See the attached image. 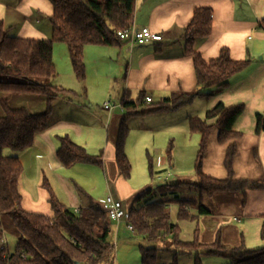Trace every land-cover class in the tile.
Segmentation results:
<instances>
[{
	"label": "crops",
	"instance_id": "0c3cea01",
	"mask_svg": "<svg viewBox=\"0 0 264 264\" xmlns=\"http://www.w3.org/2000/svg\"><path fill=\"white\" fill-rule=\"evenodd\" d=\"M25 1L28 0H0V20L9 32L7 24L13 16L8 15L11 6L12 11L23 14L26 21L24 30L14 36L47 39V34L37 31L30 24L40 23L43 13L30 8ZM199 8L212 11V32L209 37L196 40L195 51L209 61L218 58L221 50L226 48L232 60L249 61L247 67L230 78L228 87L222 91L199 87L193 57L185 49V29L194 11ZM263 20L264 0H136L132 26L147 27L153 33L161 34V42L133 45L119 41L109 46L87 45L84 49L86 78L83 82L76 79L68 48H63L66 50L63 62L60 64L54 59L58 72L54 83L73 91L75 97L57 100L50 127L36 135L32 147L10 153L19 157L23 164L20 179L22 208L54 216L48 193L43 188L45 180L49 182L59 203L69 210L84 208L90 201L97 204V199L101 200L107 195L130 206L137 196L150 189L151 186L146 182L136 184L121 177L115 159L118 128L126 115L121 100L127 97L136 101L141 95L158 103L174 94H201L189 105L175 111L130 117L127 120L129 135L125 146L129 160L132 159L130 152L134 134L142 132L154 140L155 135L162 132L173 142V157L176 159L173 165L178 168L179 179L175 183L184 182L193 171L195 173L200 144V135L190 130V118L204 119L206 112L220 102L227 107L243 104L245 110L234 124V130L242 135L231 141L237 145L234 175L238 179L264 182V135L255 133L256 116L264 114ZM108 80L110 84H106ZM82 95L100 106L111 97H115L118 102L113 103L111 111L98 113L86 106V101L83 103V100H79ZM91 95L96 101H92ZM0 99L7 100L13 109L24 108L33 114H41L46 110L45 98L39 95L0 93ZM197 105L198 111L194 108ZM0 116H3L1 108ZM91 128L96 133L92 134ZM65 136L84 147L91 155H102L103 165L76 164L70 168L64 167L57 158V151L60 138ZM227 148L228 144H219L218 131L215 130L209 139L203 165L206 175L217 179L227 178L224 166ZM178 156H181L179 160ZM242 201L241 193H217L210 199H204L203 205L209 213L198 215L195 221L211 238L220 230L224 245L240 246L245 242L242 238L247 232L248 223H238L241 220L257 221L258 218L264 220V189L248 190L246 203L239 209ZM232 208L240 212L241 217L234 216L230 224L223 225V221L228 220L224 218L226 211ZM209 219H213L214 227H208ZM257 225L261 233L260 223ZM111 228V236L116 233L119 237L120 233L129 231L122 222L111 221ZM204 235L203 243L212 240L206 241Z\"/></svg>",
	"mask_w": 264,
	"mask_h": 264
},
{
	"label": "trees",
	"instance_id": "16d2710c",
	"mask_svg": "<svg viewBox=\"0 0 264 264\" xmlns=\"http://www.w3.org/2000/svg\"><path fill=\"white\" fill-rule=\"evenodd\" d=\"M48 2L52 6L51 39L12 36L0 20V93L39 95L46 101L45 112L33 114L24 108L13 109L7 100L0 99L3 111V116H0V264H114V245L110 242L112 220L99 203L90 201L75 213L59 203L49 182L45 180L43 188L48 193L54 216L24 210L20 192L23 164L19 157L3 155L2 151L5 148L23 151L32 147L36 135L50 127L57 100L75 97L73 91L54 83L58 77L53 56L54 44L63 43L67 46L74 75L79 82H83L86 78L85 47L109 46L123 41L118 32L132 27L136 0ZM261 26L264 29V20ZM211 32L212 11L196 9L185 29V49L193 57L199 87L222 91L228 87L230 78L247 67L249 61L232 60L226 48L221 50L218 58L204 60L195 51L194 45L197 39L207 38ZM200 95L199 92L174 94L158 103H146L144 95L136 101L127 97L121 100L126 115L119 124L115 141V159L121 177L130 179L132 171L125 152L129 135L127 120L133 116L175 111L189 105ZM244 110L243 104L227 107L220 102L206 112L204 119L190 118L191 132L200 135L194 168L197 181L159 186L157 188L171 189L170 193L160 197L155 195V189L150 188L137 196L130 205L134 232L148 243V246H140L142 264H163L158 261L161 253L172 254L171 264H179V255H189L194 259L193 264H203L205 256L222 257L229 264H264V245L257 249H248L244 244L231 247L222 243L220 235L213 243L202 244L199 241V228L192 241H182L177 235L178 227L170 221V206L173 203L179 206L180 221H195L198 216L191 213L193 209L197 210V215L209 213L203 205L206 198L210 199L217 193H241L245 205L248 190L264 189V182L238 179L234 175L237 145L231 141L242 135L234 130V124ZM215 130L218 131L219 144H228L224 160L228 176L225 179L210 177L203 172L209 139ZM255 133L264 135V114L256 116ZM172 149L171 144L169 156ZM57 158L66 168L76 164L103 165L102 155H91L67 136L60 138ZM4 215L10 218L18 231L12 253L7 251L3 242ZM261 235L264 240V227Z\"/></svg>",
	"mask_w": 264,
	"mask_h": 264
},
{
	"label": "rangeland",
	"instance_id": "374dc122",
	"mask_svg": "<svg viewBox=\"0 0 264 264\" xmlns=\"http://www.w3.org/2000/svg\"><path fill=\"white\" fill-rule=\"evenodd\" d=\"M15 1V0H13ZM28 2V5H30V8L39 9L43 14L40 15L41 22L40 23H33L30 24L35 27L37 31H41L42 33H45L48 35L47 39H51L53 32H52V26L50 23V16L52 15V6L48 2V0H28L25 1ZM8 15L13 16L10 17L9 23L7 24L9 28L10 35L14 36L17 35V33H20L23 31V24L25 21V18L23 19V14L20 15L18 12H13L12 7L10 6V9L8 10ZM67 46L62 43V45H55L54 44V59L58 61V63H62L63 59L66 57V50ZM55 63V62H54ZM111 81H106V84H110ZM92 96V95H91ZM85 95H82L79 100H83L82 102L86 101V106L91 108L93 111H98V113H102V111H106L103 108V105L100 106L99 104H95L91 102V100H87L88 98H85ZM92 101L94 100V95L92 96ZM96 99V97H95ZM109 102L113 105V103L118 102L115 97L108 98ZM90 101V102H89ZM187 106V105H186ZM196 110L198 108V105L194 107ZM198 111V110H197ZM202 114V112H201ZM92 134L96 133L92 128L90 129ZM139 134V135H138ZM173 142H170L164 133L159 132L157 135H155V139L153 140L150 135H145V133L137 132V134H134L132 137V152L130 164L132 166L131 171V178L129 179L130 182L140 184L146 182L151 188L155 189V195L157 197L164 196L166 193H170L169 187H162L157 188L159 186L164 185H170L175 182H177L178 174L177 169L175 168L174 160H176L173 157V149L171 151V155L168 154V149L170 145ZM12 152H18L13 151L9 148H5L2 151L3 155H11ZM181 156H178V160ZM171 158V159H170ZM174 166V167H173ZM186 181L190 182H196L197 177L194 171L191 173L190 176H187ZM185 187V186H183ZM181 187V188H183ZM187 187V185H186ZM181 193V192H180ZM186 195V194H184ZM82 197L84 198L85 195L82 194ZM104 197V196H102ZM106 197V196H105ZM97 201H100L97 199ZM241 206H244L243 203L239 205V209L242 208ZM178 211L179 206L176 203L171 204L170 206V221L172 224L176 225L178 227L177 235L178 238L182 241H192L195 236V231L197 228L201 230V233L199 234V241L203 243L202 236L205 234V232L202 231L201 224L198 226L196 221L192 220H185L180 221L178 219ZM196 209H193L191 213L196 214ZM195 216H198L197 214ZM234 216L241 217L240 212L236 211L235 209H230L226 211V216L224 217L225 220L228 218V220L223 221V225L230 224L232 221L231 219ZM242 221L248 223L247 232L244 233L243 239L245 240L244 244L248 249H257L264 245V242L262 240V235L259 232V229L257 228L260 223L261 232L264 227V220L262 218H258L257 221L251 220L248 222V220H241L238 224H240ZM2 222L4 224V230H5V242H6V249L9 253L14 252L16 242L18 239V231L16 230V227L12 223L9 217L3 216ZM254 222H257L254 224ZM213 219H209L208 227H214ZM221 229V228H220ZM135 233V232H134ZM220 235L221 241H222V234L220 230H218L215 234V237L211 238L209 234H205L203 238H205L206 241L210 242H204L203 244H211L213 243L216 238ZM213 241V242H212ZM110 242L112 245H114V252H115V262L114 264H142L141 260V253H140V246H148V243L142 239L137 234L130 233L129 231L123 232L118 235L114 233L112 236H110ZM116 242V243H115ZM119 242V243H118ZM223 243V242H222ZM161 244V243H159ZM224 244V243H223ZM241 244V245H242ZM235 247V246H231ZM193 258L189 255H179L178 261L179 264H193ZM159 263L163 264H171L173 261L172 254L170 253H161L159 255L158 259ZM204 264H229V261L222 257H214V256H205L203 259Z\"/></svg>",
	"mask_w": 264,
	"mask_h": 264
},
{
	"label": "built area",
	"instance_id": "2783aa9c",
	"mask_svg": "<svg viewBox=\"0 0 264 264\" xmlns=\"http://www.w3.org/2000/svg\"><path fill=\"white\" fill-rule=\"evenodd\" d=\"M118 36L121 40L127 41L130 44L145 45L151 42H161L163 37L161 34L153 33L149 28H135L134 26L118 32ZM152 98L146 97V103H151ZM103 108L106 110H112L114 106L111 102H105ZM101 209L109 216L112 221L122 222L126 225L127 229L134 232V228L131 225L130 219V206H127L123 201L115 198L112 195H107L99 201ZM75 213L79 212V209L74 210ZM6 244L5 241H3Z\"/></svg>",
	"mask_w": 264,
	"mask_h": 264
},
{
	"label": "water",
	"instance_id": "95a60500",
	"mask_svg": "<svg viewBox=\"0 0 264 264\" xmlns=\"http://www.w3.org/2000/svg\"><path fill=\"white\" fill-rule=\"evenodd\" d=\"M75 264H80L79 262H76Z\"/></svg>",
	"mask_w": 264,
	"mask_h": 264
}]
</instances>
